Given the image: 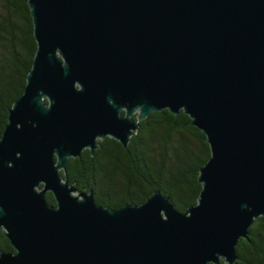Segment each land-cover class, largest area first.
Returning <instances> with one entry per match:
<instances>
[{"label": "water", "instance_id": "1", "mask_svg": "<svg viewBox=\"0 0 264 264\" xmlns=\"http://www.w3.org/2000/svg\"><path fill=\"white\" fill-rule=\"evenodd\" d=\"M27 4L36 51L0 137L13 249L0 264H233L264 217V0ZM163 110L187 115L210 150L185 212L159 191L103 207L60 174L98 138L126 148Z\"/></svg>", "mask_w": 264, "mask_h": 264}, {"label": "trees", "instance_id": "2", "mask_svg": "<svg viewBox=\"0 0 264 264\" xmlns=\"http://www.w3.org/2000/svg\"><path fill=\"white\" fill-rule=\"evenodd\" d=\"M35 51L27 0H0V137L9 108L23 92ZM139 125L126 149L110 151L107 145L108 152L100 156L87 152L81 159L69 158L60 174L79 192L92 189L96 204L103 207L140 205L159 191L185 212L197 203L199 169L210 157L204 134L183 112H153ZM46 200L55 205L50 192ZM235 249L233 264H264V217L253 222L247 239H240ZM0 250L13 251L1 230Z\"/></svg>", "mask_w": 264, "mask_h": 264}, {"label": "flooded vegetation", "instance_id": "3", "mask_svg": "<svg viewBox=\"0 0 264 264\" xmlns=\"http://www.w3.org/2000/svg\"><path fill=\"white\" fill-rule=\"evenodd\" d=\"M120 114L122 115V116H124L125 115V111L124 110H122L121 112H120ZM132 137V136H131ZM97 143H98V147H97V149L95 150V152L93 153V154H91L90 153V150L89 149H85L82 153H81V155L83 154V153H86V155H87V152L90 154V156H95V154H96V152H98V156H100L101 154H105V153H107L108 152V147L107 148H105L107 145H111L110 147H109V150L110 151H114L113 150V147L115 148V147H118L119 148V150L118 151H121V147L120 146H122L118 141H116V140H114L112 137H110V136H106L105 138H103V139H101V138H98L97 139ZM119 146H118V145ZM129 144V143H128ZM128 146V145H127ZM123 147V146H122ZM124 148V147H123ZM127 148V147H126ZM126 148H124V149H126ZM78 159H81V156H80V158H78Z\"/></svg>", "mask_w": 264, "mask_h": 264}]
</instances>
